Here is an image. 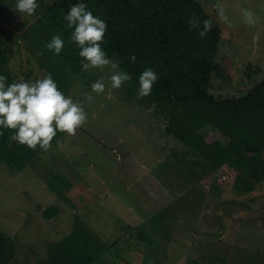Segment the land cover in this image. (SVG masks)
<instances>
[{
  "label": "rangeland",
  "instance_id": "obj_1",
  "mask_svg": "<svg viewBox=\"0 0 264 264\" xmlns=\"http://www.w3.org/2000/svg\"><path fill=\"white\" fill-rule=\"evenodd\" d=\"M200 1L223 31L224 78L213 80L211 93L240 97L264 77V0H220L231 27L218 19L217 0ZM15 3L0 0V51L12 49L4 69L16 81L50 73L66 96L84 103L88 117L75 136L58 132L52 148L22 171L0 165V230L15 243L16 264L47 258L76 218L104 246L93 264H264V185L238 196L221 171L199 178L193 156L166 134L167 119L150 96L137 98L131 81L110 89L108 68L72 69L46 48L50 41L31 47L20 36L37 18L21 16ZM241 8L257 14L255 26L244 23ZM101 77L105 92L92 93ZM47 208L54 210L50 218ZM178 224L193 234H180Z\"/></svg>",
  "mask_w": 264,
  "mask_h": 264
},
{
  "label": "trees",
  "instance_id": "obj_2",
  "mask_svg": "<svg viewBox=\"0 0 264 264\" xmlns=\"http://www.w3.org/2000/svg\"><path fill=\"white\" fill-rule=\"evenodd\" d=\"M46 1L37 0L39 6L34 14L37 20L20 38L29 40L31 47H39L40 42L61 35L64 48L59 58L80 71V49L70 41L73 29L67 28L64 20L79 0H53L50 4ZM83 2L108 25L101 47L109 58L119 61L121 70L131 75L133 85L139 87V76L145 69L152 68L157 73L159 79L153 84L150 101L164 112L166 134L186 148L185 155L193 156L191 169L199 168L198 177L221 171L222 181L229 182L238 196L261 188L264 77L240 97H214L212 82L224 78L225 72L219 61L223 31L204 4L200 0ZM193 16L213 21L205 38L199 36L198 30L189 31L187 21ZM11 51L8 48L0 51V75L8 83L16 81L4 69ZM133 55L135 62L131 60ZM0 133V165L12 174L22 171L43 152L39 146L32 151L19 145L12 140V130L0 128ZM51 212L53 208L44 209V217L50 218ZM102 248L96 235L76 218L72 231L60 242L49 245L48 257L37 258L34 264H93L101 256ZM16 255L14 241L0 230V264H16Z\"/></svg>",
  "mask_w": 264,
  "mask_h": 264
},
{
  "label": "clouds",
  "instance_id": "obj_3",
  "mask_svg": "<svg viewBox=\"0 0 264 264\" xmlns=\"http://www.w3.org/2000/svg\"><path fill=\"white\" fill-rule=\"evenodd\" d=\"M38 6L37 0H16L13 10L21 16H32ZM213 8L218 19L231 27L226 5L217 0ZM240 15L249 26H255L259 19L249 8H241ZM64 20L67 22L66 27L73 29L70 41L80 49L78 54L82 58L83 71L97 69L104 72L106 68L110 69L112 74L108 80L109 87L113 90L120 89L131 80V75L120 69L119 61L109 58L102 49L101 44L108 25L100 17L94 16L83 0L71 6ZM187 23L189 31L198 30L201 38H205L213 27L211 19L201 21L195 16L190 17ZM259 39V34L253 36L254 41L258 42ZM46 48L59 55L64 48L61 35L52 36ZM135 59L133 55L131 60L135 62ZM158 79L152 68L145 69L139 76L137 98L151 95L153 84ZM105 88L103 77L91 84L92 93H103ZM84 99L92 102L93 96L86 93ZM87 119L84 103L74 101L70 95L66 96L50 73L32 82L21 79L11 83L7 82L5 76L0 75V128L12 130V140L19 145L32 151H36L39 146L40 150L47 152L52 148V141L58 132L68 137L75 136Z\"/></svg>",
  "mask_w": 264,
  "mask_h": 264
},
{
  "label": "crops",
  "instance_id": "obj_4",
  "mask_svg": "<svg viewBox=\"0 0 264 264\" xmlns=\"http://www.w3.org/2000/svg\"><path fill=\"white\" fill-rule=\"evenodd\" d=\"M177 226H179V224L177 225ZM180 227V226H179ZM181 228V230H180V232H183V233H180V234H182V235H192L193 234V232H187L183 227H180ZM121 249H123V247L121 248ZM181 253V252H180ZM183 254V253H182ZM183 256V259L186 261V258H185V254H183L182 255ZM100 260V259H99ZM183 260V261H184ZM100 261H103V260H100ZM188 262V261H187ZM126 263H128V262H126ZM128 264H130V263H128Z\"/></svg>",
  "mask_w": 264,
  "mask_h": 264
}]
</instances>
